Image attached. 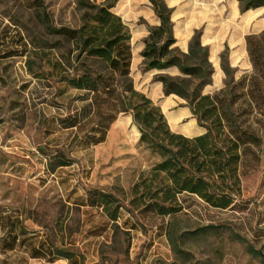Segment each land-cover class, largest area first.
<instances>
[{
	"label": "rangeland",
	"instance_id": "374dc122",
	"mask_svg": "<svg viewBox=\"0 0 264 264\" xmlns=\"http://www.w3.org/2000/svg\"><path fill=\"white\" fill-rule=\"evenodd\" d=\"M175 2L173 19L199 23L191 27L192 35L199 31L201 44L208 47L213 75L203 93L223 85V51L235 79L250 72L244 38L264 30V9L240 14L230 0ZM33 10L48 17L47 25ZM112 11L130 31V75L135 89L145 93L151 83L141 65L139 30L153 26L151 6L148 0H118ZM77 19L76 0H0L4 52L23 49L13 43L16 31L26 46L21 56L0 59V204L17 209L31 233L39 232L47 243L84 260L89 256L92 261L97 249L98 259L106 264H264V134L259 161L240 176V196L232 208L217 210L181 196L182 210L176 214L162 217L132 210L129 188L149 175L157 158L138 147L139 132L130 115H119L105 141L90 147L76 144V127L62 128L76 117V90L59 81L76 74V52L47 28L73 30ZM182 24L177 22L178 27ZM49 61L61 64L65 73L52 74ZM163 72L179 74L176 69ZM155 104L172 132H203L190 113L181 115V99L171 95ZM53 158L69 165L50 172ZM4 165L11 173L3 171ZM93 191L112 194L121 205L120 216L118 225L106 226L103 239L81 246L88 231L104 224L95 209L81 207Z\"/></svg>",
	"mask_w": 264,
	"mask_h": 264
},
{
	"label": "trees",
	"instance_id": "16d2710c",
	"mask_svg": "<svg viewBox=\"0 0 264 264\" xmlns=\"http://www.w3.org/2000/svg\"><path fill=\"white\" fill-rule=\"evenodd\" d=\"M118 0H76V29L47 28L70 43L76 52V74L59 81L76 90V117L63 124V129L76 127V144L90 147L105 141L110 126L119 115L128 114L139 132L138 147L153 154L157 161L147 177L129 188L128 206L139 213L168 216L182 210L179 197H195L208 207L226 210L240 196V176L259 161L264 134V30L245 36V51L251 66L249 73L235 79V70L228 64L227 54L219 55L223 85L205 94L213 75L208 47L194 31L185 52L174 46L173 9L164 0H148L158 21L146 26L139 53L143 72L152 70V83H160L163 96H175L184 101L203 133L185 137L172 132L158 105L146 94L136 90L130 75L131 34L121 18L112 10ZM240 14L264 9V0H234ZM35 18L47 25L48 17ZM38 15V16H37ZM44 15V14H43ZM40 17V18H39ZM14 45L16 52L3 48L0 39V59L21 56L26 51L19 32ZM11 39L8 38V44ZM21 49V48H20ZM52 74L65 70L58 62L49 61ZM176 69L178 75L163 71ZM50 172L67 167L69 162L52 159ZM82 206L95 209L105 218L106 225H116L121 205L104 191L86 194ZM19 221L6 219L5 233L0 237V264H10L8 253L15 244L25 245L31 258L52 263L66 259L70 264L81 261L75 252L36 242L26 236ZM111 223V224H110ZM3 222L0 220V226ZM19 228V230H18ZM104 228L100 229L102 231ZM21 229V230H20ZM16 230V232H15Z\"/></svg>",
	"mask_w": 264,
	"mask_h": 264
},
{
	"label": "crops",
	"instance_id": "0c3cea01",
	"mask_svg": "<svg viewBox=\"0 0 264 264\" xmlns=\"http://www.w3.org/2000/svg\"><path fill=\"white\" fill-rule=\"evenodd\" d=\"M166 5L170 8H173V10H175V0H164ZM232 3H235L237 4V2H235L234 0H230ZM258 10V9H256ZM251 11V10H249ZM248 12V11H247ZM154 14V13H153ZM185 18H181L180 20H174L173 19V13L171 15V21L174 23L173 24V37H174V40H175V46L182 52H185L186 51V48H187V43L192 35V26H196L195 24H199V23H194V24H190V22H187V19ZM197 20L199 21V19L197 18ZM177 22H183L182 25H179L180 27L177 26ZM151 24L153 26H156L158 25V21L155 17V15H153V21L151 22ZM176 24V25H175ZM139 33L142 35V38L144 39L147 35V30L144 29V28H140L139 30ZM143 47V44L141 43L139 45V50H141ZM175 70V69H174ZM158 73L157 71L155 70H152V71H149V82L151 83L150 84V89H147L145 91V93L141 90L142 93L146 94V96L153 102V103H156V102H159L160 101V98H164V99H167V97H164L163 96V93H162V87H161V84L160 83H152L151 82V79H152V76L154 74ZM169 97V96H168ZM165 108H168L169 107V100L166 101L165 105H164ZM180 113L181 115H186L185 113H190L189 110L185 107H181L180 108ZM44 123L47 124L48 123V118H45L44 120ZM47 130V128H45V131ZM180 135H184L181 131L180 132H176ZM201 133H203L202 131L200 132H196L195 134L191 135V136H186L184 135L185 137H194V136H197V135H200ZM9 164V163H8ZM9 165H4L3 166V171H10V169L8 168ZM11 173V171H10ZM2 199V197H1ZM3 200V199H2ZM82 208H87V207H84V206H81ZM22 214H17V209L11 207V206H6V205H3V204H0V220L3 222V224L0 226V237H2L5 233V227L4 226V222L6 219H9V220H16V221H19L18 224L19 226L22 227V229L24 230L26 236H35L34 238V245H38L36 242H40L41 244L44 245V248L46 247V245L48 244L46 242V240L44 241L43 239V236L42 234H40L39 232H33L31 233L26 227H25V224H24V221L22 219ZM102 219H103V223L106 222L105 218L102 216V214H98ZM111 224V223H110ZM104 225L103 224L102 226H100L99 228H94L93 230L91 229L90 231L87 232V236H85V239L83 240V242L80 244L81 246L83 245H87V244H90L92 243V241L94 242H97L98 239H103L102 237L105 235L106 233V226L111 227V225H106L105 228H104ZM116 225H118V222H116ZM104 228L102 231H100V229ZM19 230V228H18ZM21 230V229H20ZM16 232V230H15ZM25 245L26 244H23V245H19V244H15L13 249L7 254L8 255V259L9 261H12L10 264H70L68 262V260L66 259H58V260H55L54 262L52 263H48L46 262L45 260L43 259H34V258H31L30 255H29V252L27 251L28 249L25 248ZM60 246H62L61 244H59ZM55 246V245H54ZM87 246H91V245H87ZM57 247V246H55ZM94 248V246H92ZM27 249V250H26ZM61 249H64V248H61ZM76 255L79 257L80 255L76 253ZM83 255V254H82ZM4 257V255H0V259H2ZM83 257H85V255H83ZM88 257L85 258V260L82 258L81 261H76V264H106L105 262H101L99 259H98V251L97 249L94 251L93 253V260L91 261L90 259H88Z\"/></svg>",
	"mask_w": 264,
	"mask_h": 264
}]
</instances>
